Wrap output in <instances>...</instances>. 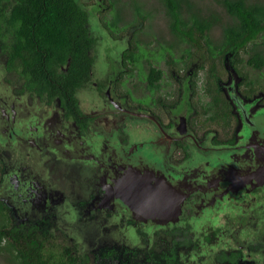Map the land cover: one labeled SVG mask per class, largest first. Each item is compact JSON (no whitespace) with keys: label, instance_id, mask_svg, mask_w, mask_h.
Returning a JSON list of instances; mask_svg holds the SVG:
<instances>
[{"label":"flooded vegetation","instance_id":"obj_1","mask_svg":"<svg viewBox=\"0 0 264 264\" xmlns=\"http://www.w3.org/2000/svg\"><path fill=\"white\" fill-rule=\"evenodd\" d=\"M106 33L87 51L86 77L78 84L66 80L71 90L65 102L39 94L23 76L16 92L7 90L6 76L18 74L6 69L5 54L0 59V202L11 222L54 236L55 227L77 222L89 234L100 235L102 228L120 237L96 243L100 258L93 262L99 264H264L263 86L252 73L240 74L229 55L212 84L209 71L189 64L188 56L170 66V53L178 58L190 47L174 35L135 40ZM109 39L123 48L109 51L96 74V52ZM150 68L161 72L155 85L147 77ZM92 95L102 103L99 118L113 110L130 124L119 151L99 124L100 132L92 128ZM145 95L148 104L136 100ZM70 96L81 123L73 116L78 111L65 105ZM29 101L34 108L26 110ZM97 131L98 139L87 144L84 136ZM137 181L171 187L181 202L179 215L161 224L142 221L120 190Z\"/></svg>","mask_w":264,"mask_h":264},{"label":"trees","instance_id":"obj_2","mask_svg":"<svg viewBox=\"0 0 264 264\" xmlns=\"http://www.w3.org/2000/svg\"><path fill=\"white\" fill-rule=\"evenodd\" d=\"M131 1L134 5L131 23H125L126 19L117 8L115 14L112 13V20H99L111 36L117 38L121 35L119 29L123 32L129 28L135 31L133 37L137 40L140 36L136 35L143 33L144 28L140 24L141 20H145V15L136 0ZM211 1L222 7L229 17L227 24L221 26L219 40H213L210 35L220 20L213 11L207 10V14L202 15L191 0H162L170 18L171 33L190 43L189 49L182 47L179 50L183 57L176 58L170 53L168 64L177 66L178 59L188 56L189 64L196 63L197 69L209 71L208 80L212 84L219 75L218 66L222 67L225 55H229L232 66L240 74L247 77L252 72L261 73L260 77L263 78L264 0ZM81 3V0H0V49L7 58L6 62L4 60L6 69L19 73L31 89H36L41 95L47 93L52 100L59 96L65 102L71 90L66 80L78 84L86 77L89 65L87 51L98 42L99 35L95 29L91 32V26L95 20L96 26L101 24ZM120 24L124 25L121 27ZM148 44H152V41L148 40ZM191 46L194 53H191ZM135 48L138 47L135 45ZM165 50L169 57V50ZM139 59L136 56L134 62ZM68 61H71V65L67 72H63L61 68ZM148 71V80L155 85L161 72L153 68ZM69 101L65 105L78 111L73 96ZM72 110L70 112L74 113ZM73 116L79 123L82 122L79 111ZM87 120L89 118H84L85 122ZM57 238L46 231L38 232L35 227L12 223L4 203L0 202V257L8 264L89 263L86 258L79 259L74 255L77 249L75 243L66 247V244L58 243Z\"/></svg>","mask_w":264,"mask_h":264},{"label":"rangeland","instance_id":"obj_3","mask_svg":"<svg viewBox=\"0 0 264 264\" xmlns=\"http://www.w3.org/2000/svg\"><path fill=\"white\" fill-rule=\"evenodd\" d=\"M193 5L196 6V8L200 9L202 11V15H206L207 14V10L213 11L217 16H219V24L218 27H216L211 35V38L214 40H219L221 33H222V25L227 24L229 17L226 14L225 10L212 3L211 0H191ZM81 4L89 7L88 9L90 10V13L92 14V17L94 16L96 19H98V21L102 18L105 19V22L107 20H112V13L115 14V8L120 9L121 13L120 15L125 18L126 20L125 23H131L133 21V17L134 13H133V9H134V5H133V1L131 0H81ZM136 2L138 3L139 7L141 8V10L143 11L144 15H145V20H141L142 21V25L141 27H143L144 29L141 31L143 33H138L136 35L137 36H142V35H161V36H170L173 35L171 34V31L169 30V25H170V18L168 16L167 13V9L166 7L163 5L162 0H136ZM135 3V5L137 4ZM99 8H101L103 10L102 13H100L98 10ZM113 9V10H112ZM184 14H187L186 12H184ZM141 21H139V23H141ZM100 22V21H99ZM138 22V21H136ZM124 23V24H125ZM101 25L98 24L96 20L92 22V26H91V32L94 31V29L97 31V34L99 36H104L105 39H107L106 37L108 36L106 31L103 29V23L102 21L100 22ZM124 24H120V26L122 27ZM139 26V24H138ZM137 26V27H138ZM120 27V28H121ZM122 30L119 29V33L121 35H125L126 36H133L135 35V31L133 30H129V28L123 32H121ZM127 38V37H126ZM133 40V39H132ZM153 44H151V48ZM149 47V49H150ZM122 46H119V43H115L114 41H111L110 39L108 40V42H102L100 44V49L103 51H97V55H98V64L96 66V74H100L101 71L104 68V62L106 61V58H110L108 53L109 51H113L115 52L116 50H120L122 49ZM4 56V52L3 50L0 49V59H2ZM244 59L246 60V57L244 56ZM4 61V60H2ZM4 63H0V65L2 66ZM144 67L147 68L148 66V62H144ZM144 68V69H145ZM219 71L222 69L221 66H218ZM247 71L252 72V70L248 69ZM202 73V72H201ZM18 75H14V74H8L5 78L6 82H5V86L7 88V90L11 91V92H16L17 89L19 88V85L21 83L22 77L19 73H16ZM203 74V73H202ZM254 75H258L260 76L261 73L256 74L255 72H252V76ZM255 80L258 84H261L264 88V77L262 78V81L258 80L255 77ZM201 81L203 83V78L202 76L199 77V82H200V87H201ZM19 83V84H17ZM127 85V83H126ZM202 89V88H200ZM2 95V92H0V96ZM120 95V94H119ZM133 98V97H132ZM90 99L92 100L91 105L89 107V113L94 115V118L97 119L96 121H94L96 124V126H93L92 128L94 129H98L97 124H99L101 130L103 131L102 134H109L112 138V142H114L112 145H115L118 147V151L119 148L121 146L122 143V139H125L124 136L126 134H130L129 132H127L125 130V128L123 127H129L130 124H125L126 121L124 119V121H122V116H120L119 113H113L114 111L112 110L109 113V117L105 120L103 118H99L98 117V113L101 111V106L102 103H98L96 104L95 101V96H90ZM138 102L142 103V104H148L150 102L149 96L145 95L139 99H136ZM95 103V105H94ZM29 104L27 108H25V106L23 105V108L26 110H31V108H34V104L32 102L29 101ZM43 104V103H41ZM50 104V103H49ZM53 104V103H52ZM43 108H45V105L43 104L42 106ZM99 118V119H98ZM70 121V120H69ZM106 121V123H104ZM132 126V124H131ZM98 131L100 132V130L98 129ZM94 132L91 133L89 135L84 136V140L86 141L87 144L90 143V145L96 141L99 137V132ZM123 133V134H122ZM145 153L146 149L144 150ZM14 154V152H13ZM15 154H14V158H15ZM34 161L33 158H30L29 163L30 165H32V162ZM75 163V162H74ZM77 222H74V224H69V225H65V224H60L59 226L55 227L56 231L55 234L58 237V243H62V244H66V247L68 246V244H73L75 243L76 246H79L78 249H76V251L74 252V255L77 256V258L79 259H87V261H89V263H92L94 260L99 262V254L96 252V243L98 242H102V241H110L111 237L114 239H120V237H115V235L107 236L104 235L103 230L101 228V232L100 235L97 234H93V232L87 233L83 227L82 229L80 228V225H75ZM218 225H221V223H218ZM95 229H98L97 226L99 225H93ZM65 233V234H64ZM67 234V235H66ZM72 240L73 242L71 243ZM98 246V245H97ZM62 248L64 246H61ZM99 247V246H98ZM144 244L143 242L140 243L139 248H143ZM98 262H96V264H99ZM87 263V264H89ZM94 263V262H93ZM0 264H8L6 261H4L3 258L0 257ZM100 264H111L110 259H108L107 262L105 263H100ZM122 264H127V263H122Z\"/></svg>","mask_w":264,"mask_h":264},{"label":"water","instance_id":"obj_4","mask_svg":"<svg viewBox=\"0 0 264 264\" xmlns=\"http://www.w3.org/2000/svg\"><path fill=\"white\" fill-rule=\"evenodd\" d=\"M140 184L137 181L128 190V184L123 183L120 190L124 193L123 202L133 211L140 212L142 221L146 222L145 219L149 218L161 224L166 222V219H173L179 215L181 202L178 203L179 196L171 187L167 186V190L166 187L160 190L157 186L146 187Z\"/></svg>","mask_w":264,"mask_h":264},{"label":"bare ground","instance_id":"obj_5","mask_svg":"<svg viewBox=\"0 0 264 264\" xmlns=\"http://www.w3.org/2000/svg\"><path fill=\"white\" fill-rule=\"evenodd\" d=\"M124 186L126 187V184H124Z\"/></svg>","mask_w":264,"mask_h":264}]
</instances>
